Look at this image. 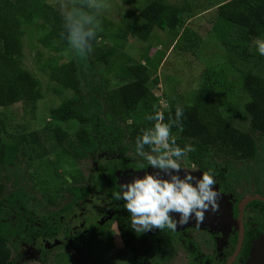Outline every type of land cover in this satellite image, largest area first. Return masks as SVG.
Wrapping results in <instances>:
<instances>
[{
	"label": "trees",
	"instance_id": "trees-1",
	"mask_svg": "<svg viewBox=\"0 0 264 264\" xmlns=\"http://www.w3.org/2000/svg\"><path fill=\"white\" fill-rule=\"evenodd\" d=\"M170 1L147 0L139 14H135V21L128 19L121 25H114L113 21L100 16V27L110 31L116 29L115 38L124 41L128 34L148 41L156 29L169 31L176 45H182L188 37V30L183 33L180 30L184 28V15L190 6L187 0L181 5ZM215 7L213 33L227 48L224 66L230 67L239 77L243 105L251 117L250 131H242L227 120L226 109L230 103L225 104L222 98L225 91L231 92L230 85L225 81L227 76L219 78L217 73L212 75L211 70L210 80L200 88L192 105H181L184 109L181 127L174 126L172 135L181 148L191 145L195 149L181 159L197 165L202 171L219 165L227 170L228 181L237 182L239 175L249 174L250 168L242 167L240 174L232 168L237 163L246 165L248 161H259L264 146V75L242 65L239 67L240 61L249 64L252 57L244 46H251L257 38H264V0H216L207 10ZM68 17L46 0H0V169H6L11 174L9 178L15 176L9 192L0 195V264H15L13 249L18 250L20 243L31 240V231L24 232L23 213L41 216L42 227H45L50 223V217L58 213L53 207L60 192L71 199L64 204L62 213L89 193L80 184L79 177L70 173L71 180L64 178L59 189L50 191L42 186V202L34 194L36 189L29 188L28 181L21 186L17 180L21 177L25 181L28 179L26 175L33 174L26 164V169L20 167L19 159L26 158V162H31L49 158L51 154L45 145L47 141L42 140L38 132L4 137L2 108L21 103L35 105L43 99L42 82L24 65L26 27L37 22L36 27L43 33L45 45L53 51L67 48L73 53L69 61L54 63L49 72V78L55 84V95H63L66 91L72 93V97L64 99L58 109L51 110V120L61 124L74 123L78 126L76 132L71 134L58 124L48 129L56 137L55 150L59 147L66 160L75 164L95 150L111 152L120 149L123 153L130 148L136 150V139L143 129L151 126L146 117L153 114L154 109L164 112L165 122L169 118L175 119L177 105L172 103L168 109H162L159 105L161 98L153 91L159 85V76H153L156 72L151 67H155L152 63L155 59L148 52L145 55L147 62L123 60L121 67L129 78L122 77L123 82L110 89L98 69L105 66L103 75L118 70L111 62L118 53L117 46L104 44V35L97 32L95 40L88 38L92 51L86 57H77L75 48L69 43L72 20ZM220 70L226 71L224 67ZM140 105L145 107L144 117L128 124ZM145 150H148L147 146ZM3 190L4 185L0 184V194ZM14 213L19 214L18 220H12ZM114 223L132 258L131 264H144L158 257L166 259L177 254V235L173 232L153 229L138 235L131 228L130 214L126 209L117 213ZM113 224L111 222L107 229ZM105 232L98 233L97 237H102Z\"/></svg>",
	"mask_w": 264,
	"mask_h": 264
},
{
	"label": "rangeland",
	"instance_id": "rangeland-1",
	"mask_svg": "<svg viewBox=\"0 0 264 264\" xmlns=\"http://www.w3.org/2000/svg\"><path fill=\"white\" fill-rule=\"evenodd\" d=\"M46 1L56 6L66 16L76 18L81 13L99 15V17L113 21L114 25H121L132 18L135 21V14L138 15L142 7L147 4V0H106L109 7L98 13V10L87 7L86 0ZM215 1L187 0L190 7L187 14L184 15V28L180 32L183 33L184 30H188V37L185 38L182 45H176L174 36L169 31L156 29L148 41H143L139 37L128 34L126 41H124L115 38L116 29L113 28L110 31L99 27L97 32L104 35L102 42L108 46L114 45L118 48V53L111 59V62L114 63L113 68L118 70L115 73H104L103 75L105 66L101 65L98 69L101 77L107 80L109 88L118 87L123 82L122 77L129 78V76H126V70L121 67L123 60L131 59L132 63L147 62L145 55L148 52L155 59L152 62L155 67H151L156 72L153 73V76H159V85L154 87L153 91L161 98L160 107L168 109L172 103L175 105H192L200 88L210 80V71L212 70V75L217 73L216 75L219 78L227 76L225 81L230 85L229 90L231 92L225 91L224 98H222L225 104L230 103L228 109H226L227 120L242 131H250L251 117L243 105L239 77L233 73L230 67L224 66L225 59L228 57L227 48L217 40L213 33L217 7L211 10H207V8ZM170 2L181 5L184 0H171ZM128 12L131 14L129 15ZM36 24L37 22L33 26L26 27L24 65L42 82L43 99L35 105L21 103L9 108H2L1 112L6 130L5 138H8L10 134L38 132L42 140L47 141L45 145L51 154L49 158L36 159L31 162H26V158L25 160L19 159V162H21L20 167L26 169V164L29 167V172L33 174L32 177L26 175L30 181L28 179L23 181L21 177L17 180L21 186L28 181L29 188L31 190L36 189L37 192L34 190V194L41 201L44 200L40 192L42 186L47 187L50 191L59 189L64 178H71L70 173L75 177H79L80 184H83L85 188L90 186L91 193L85 202L79 203L73 208L68 219L58 221L56 217L53 219V223L60 224L62 222L59 225L60 233L50 237L41 236L38 239L35 238L29 244L20 245L17 250L16 264H131L130 256L120 239L116 226H113L112 230L100 239L93 238L85 242L83 237L99 230L110 220L113 214L111 212H114L119 206L120 201L113 196L114 192L119 191V187L108 184L106 178L107 160L120 162V164L121 162L132 161L130 164L139 163L142 166L141 156L137 154V158L132 160L133 152H130L128 157H123L118 152L106 153L105 151L95 150L91 153L88 152L85 160L73 164L61 154L59 147L55 150L56 137L48 129L58 124L69 133L74 134L78 126L74 123L61 124L51 120V110L58 109L64 99L72 97V93L66 91L63 95H55L53 92L55 84L51 82L49 72L54 63L61 64L69 61L73 53L68 51L67 48L64 51L51 50L48 45L43 43V33L38 30ZM244 47L252 57L249 64L240 61L239 67L242 65L243 68L264 75V56L259 54L254 42L251 46L245 45ZM223 67L226 71L220 72ZM215 77L213 76V78ZM144 113L145 107L140 105L131 120L142 119ZM254 137L257 139V135H254ZM260 151L259 161H248L246 165L237 163V168H250V170L249 175H242L239 178V184H230L228 191L230 188L232 189L233 194L230 193L232 199L236 200L252 195L253 187L249 183L253 180L251 176L258 170V166L250 164L255 163V165L264 167V146ZM179 162L182 169L189 170L186 168L188 167V161L180 159ZM193 170L195 171L194 175L202 176V172L198 168ZM184 174V171H181V177ZM10 176L11 174L9 175L6 169H0V184L4 185V190L0 195H6L12 187L15 176L9 178ZM214 179L216 181L214 189L220 195L227 193L228 191L221 185L225 182L224 178L220 177L219 181L216 178ZM58 196L60 198H58L56 210H61V207L69 201V197L62 192ZM222 196L220 197L228 203V200ZM103 200L106 202L105 206L100 205ZM197 228H182L177 229L176 232L180 234L183 240L199 241V239H203L214 247V239L212 237L204 238L201 229ZM191 246L187 248L180 247L179 256L172 263L158 257L150 264H191L185 259L188 254L194 252V248H191Z\"/></svg>",
	"mask_w": 264,
	"mask_h": 264
},
{
	"label": "clouds",
	"instance_id": "clouds-1",
	"mask_svg": "<svg viewBox=\"0 0 264 264\" xmlns=\"http://www.w3.org/2000/svg\"><path fill=\"white\" fill-rule=\"evenodd\" d=\"M86 5L98 13L109 7L106 0H86ZM98 17L83 13L76 18L68 17L72 20L69 43L75 48L77 57H86L92 51L88 38L92 41L96 38L100 27ZM254 44L259 54L264 56V38H257ZM183 114V107L177 105L175 119L169 118L165 122L164 112L156 109L146 117L151 126L143 129L137 137L136 151L150 169L156 171L146 170L142 176L134 175L113 193L116 200L124 202V209L130 214L131 228L138 235L153 229L176 231L178 225H186L193 218L200 224L205 220L206 212L219 211L220 194L214 189L216 181L213 174L205 171L197 177L182 169L179 162L195 151L191 145L178 146L172 135L174 126L181 127ZM127 123L131 124L132 120ZM181 171L185 173L183 177ZM173 213L178 214L179 219H175Z\"/></svg>",
	"mask_w": 264,
	"mask_h": 264
},
{
	"label": "flooded vegetation",
	"instance_id": "flooded-vegetation-1",
	"mask_svg": "<svg viewBox=\"0 0 264 264\" xmlns=\"http://www.w3.org/2000/svg\"><path fill=\"white\" fill-rule=\"evenodd\" d=\"M120 149L116 151H105L106 153H113V152H118L120 153L123 157H128L130 152H133L132 154V160L137 158V151L133 148H130L127 152H120ZM147 151V150H146ZM140 156V155H139ZM140 161L143 164V167H141V164H130L131 162H126L120 164V162H114L107 160V176L106 178L108 179V184L111 186L115 185L117 188H120V184L130 181L134 175H143V172L146 170L149 171H156L153 169H150V166L146 164V161L143 159V157H140ZM187 161V160H186ZM255 162V161H252ZM242 163V162H241ZM188 167H186L187 171L194 173L195 171L193 169L198 168L199 171L202 173L205 171H202L197 165L193 163H187ZM235 164L234 170L237 174H240L241 171L240 169L242 168H237ZM252 166H258V170L252 174L251 178H253L252 181H250L249 185L252 184L253 187V193L252 195H249L244 198H237L232 199V189L230 188L228 191V188L230 187L231 183L239 184L237 181H228L226 178V173L227 170L225 168H220L219 165H216L214 168L209 169L213 174V177L218 179L217 181L220 180L221 178H224V183L221 185L227 190V193L221 194L223 195L226 201L223 200L219 196L218 203L220 205L219 211L216 213H212L210 211L205 213V220L197 224L196 220L193 218L189 221L188 224L186 225H178L177 229H182V228H195L198 229L199 227L202 231V234H204V238L209 237L213 238L214 240V247L212 246L211 243L205 242V240H183L180 234H178L176 231H171L177 235V246H178V251L177 254L174 257L166 258L165 260L170 261L171 263L179 256V248L180 247H189L194 248V252L190 253L185 257V259L188 261V263L191 264H247V253H248V248H249V243L252 239L255 238H262L264 240V200H255L252 201L245 206L242 207V204L245 199L251 198V197H261L264 199V167L262 165H255V163L250 164ZM251 166V168H252ZM249 175V174H248ZM196 176V175H195ZM242 176V175H239ZM198 177V176H197ZM252 182V183H251ZM89 190V193L85 197H81L77 202L73 204V206L65 213H62L63 206L61 207V210H56V206L58 205V202L54 205V211H57L58 213L55 214L54 216L50 217V223L42 227V219L40 218L41 216L34 215L33 213L26 212L23 213L22 217L25 219V228L24 232H30V241L29 242H22V244H29L34 240L35 238L38 239V237L45 236V237H50L53 235H56L60 233V227L58 223L52 222L53 219L56 217L57 221L58 220H64L68 219L69 215L72 213L73 208L82 202H85L86 199L90 196L91 193V187L87 186L85 190ZM231 193V194H230ZM68 196V195H67ZM69 197V196H68ZM71 199L69 198V201ZM233 200V201H232ZM68 201V202H69ZM67 202V203H68ZM102 203L100 205L105 206L106 202L103 200L101 201ZM66 203V204H67ZM124 209V202L120 201L118 208L114 211L111 212L113 213L110 220H108L99 230L92 232L86 236L83 237V240L85 242L90 241L91 239H100L102 238L105 234L110 232L113 228V226H117L116 223L113 224L114 219L117 215L118 212L122 211ZM19 214L14 213L12 215V220H18ZM173 216L175 219H179L178 214L173 213ZM112 222V227L108 228ZM253 227V228H252ZM34 229V230H33ZM57 229V230H56ZM103 230H106L104 235L102 237H97V234L102 232ZM119 231V230H118ZM119 233V232H118ZM243 236L242 243L239 247L240 243V236ZM97 237V238H96ZM210 240V239H209ZM201 242V243H200ZM19 245V247H20ZM19 249V248H18ZM128 252V251H127ZM17 250L13 249L12 253V259L15 260L16 264V255H17ZM51 255V253H50ZM130 256V254L128 253ZM131 262L132 258L130 256ZM155 260V259H154ZM152 260V261H154ZM185 260V261H186ZM152 261L146 262L144 264H150Z\"/></svg>",
	"mask_w": 264,
	"mask_h": 264
},
{
	"label": "water",
	"instance_id": "water-1",
	"mask_svg": "<svg viewBox=\"0 0 264 264\" xmlns=\"http://www.w3.org/2000/svg\"><path fill=\"white\" fill-rule=\"evenodd\" d=\"M255 200H264V199L258 196L247 198L244 200L242 207ZM242 239L243 236L241 234L239 247L242 243ZM247 257H248L247 264H264V240L262 238L260 239L255 238L250 241Z\"/></svg>",
	"mask_w": 264,
	"mask_h": 264
}]
</instances>
